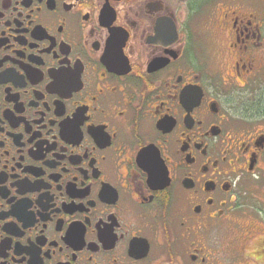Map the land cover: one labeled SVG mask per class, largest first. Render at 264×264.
<instances>
[{
	"label": "flooded vegetation",
	"instance_id": "af4514ba",
	"mask_svg": "<svg viewBox=\"0 0 264 264\" xmlns=\"http://www.w3.org/2000/svg\"><path fill=\"white\" fill-rule=\"evenodd\" d=\"M0 264H264L256 0H0Z\"/></svg>",
	"mask_w": 264,
	"mask_h": 264
},
{
	"label": "rangeland",
	"instance_id": "374dc122",
	"mask_svg": "<svg viewBox=\"0 0 264 264\" xmlns=\"http://www.w3.org/2000/svg\"><path fill=\"white\" fill-rule=\"evenodd\" d=\"M256 7L264 10V0H256Z\"/></svg>",
	"mask_w": 264,
	"mask_h": 264
}]
</instances>
